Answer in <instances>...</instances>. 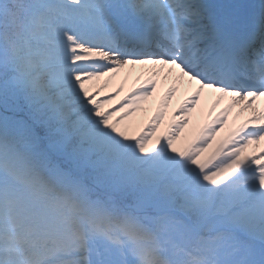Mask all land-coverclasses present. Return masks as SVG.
Instances as JSON below:
<instances>
[{"label":"snow or ice","instance_id":"6c2138e0","mask_svg":"<svg viewBox=\"0 0 264 264\" xmlns=\"http://www.w3.org/2000/svg\"><path fill=\"white\" fill-rule=\"evenodd\" d=\"M0 264H264V0H0Z\"/></svg>","mask_w":264,"mask_h":264},{"label":"rangeland","instance_id":"374dc122","mask_svg":"<svg viewBox=\"0 0 264 264\" xmlns=\"http://www.w3.org/2000/svg\"><path fill=\"white\" fill-rule=\"evenodd\" d=\"M123 79V74H121V77L118 79V81H117V84H119V82H120V80H122ZM133 87V80H129L128 81V83L125 85V92H128L129 91V89H131ZM109 91L111 92V91H114V87L113 88H111V89H109ZM122 95H123V93H122ZM179 103L180 102H178V98L173 102V104H172V107L170 108V110H169V119L171 118V114H172V112L178 107V105H179ZM199 112V110L197 111V113ZM196 113V114H197ZM194 115V114H193ZM203 118H205V117H203ZM202 117H200L199 116V113H198V117L197 118H195V120H194V125L196 124V123H200V124H203L202 122H200L202 119H203ZM134 119H136L137 121H139V117H137V118H134ZM190 127H192V125L190 126Z\"/></svg>","mask_w":264,"mask_h":264},{"label":"bare ground","instance_id":"6f19581e","mask_svg":"<svg viewBox=\"0 0 264 264\" xmlns=\"http://www.w3.org/2000/svg\"><path fill=\"white\" fill-rule=\"evenodd\" d=\"M259 103V102H258ZM194 115L197 117V115H196V113H194ZM194 115H193V120H192V125H194V120H195V118L196 117H194ZM191 126V125H190ZM256 147V146H255Z\"/></svg>","mask_w":264,"mask_h":264}]
</instances>
